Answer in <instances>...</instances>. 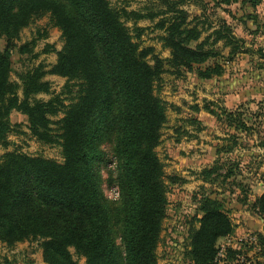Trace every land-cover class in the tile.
I'll return each instance as SVG.
<instances>
[{
    "label": "trees",
    "instance_id": "trees-1",
    "mask_svg": "<svg viewBox=\"0 0 264 264\" xmlns=\"http://www.w3.org/2000/svg\"><path fill=\"white\" fill-rule=\"evenodd\" d=\"M188 1L158 0L162 9L142 13L114 8L108 0H0V40L4 41L0 44V144L6 147L9 134L21 133L9 119L15 111L25 116L31 137L58 145L62 158L56 162L17 150L3 154L0 243L12 247L37 242L46 264H79L71 249L84 264H158L156 251L168 200L164 165L156 149L167 116L155 84L165 64L177 76L193 73L204 81L221 76L224 67L216 61L218 50L212 48L218 42L230 48V57L242 53L239 40L223 22L199 41L206 20H189L181 8ZM236 2L215 0L214 5ZM45 16L59 30L63 43L60 50L47 45L42 51L55 53V62L48 69L39 63L17 72V81H12L13 55L37 58L33 54L37 38L17 44L21 30ZM158 16L162 18L155 27L163 30L160 41L169 51L168 59L138 42L143 29L135 27L136 22ZM126 22L133 24L135 35ZM46 75L65 79L62 93L71 95L70 88L76 87L69 104L63 103L62 93L47 101L35 98L51 94ZM202 108L232 130L229 143L216 148L218 156L239 147L237 133L254 131L248 115L239 110H214L206 104ZM59 113L62 117L53 121ZM255 117L264 120V105ZM216 161L200 171L204 183L217 178L224 182L234 175L235 163L223 171ZM107 164L103 179L100 171ZM166 178L178 186L185 183L177 175ZM103 182L117 189L116 198L105 196ZM244 192L241 204L264 221V191L252 202ZM193 198L197 214L191 218L184 253L190 264H246L249 253L263 255L264 235L255 232V243L245 240L236 248L226 246L219 257L218 241L232 236L234 225L221 200L205 193Z\"/></svg>",
    "mask_w": 264,
    "mask_h": 264
},
{
    "label": "rangeland",
    "instance_id": "rangeland-1",
    "mask_svg": "<svg viewBox=\"0 0 264 264\" xmlns=\"http://www.w3.org/2000/svg\"><path fill=\"white\" fill-rule=\"evenodd\" d=\"M112 7L128 11H140L142 13H155L162 9L158 0H108ZM215 0H189L181 8L189 14V20L198 17L206 23L200 28L203 33L199 41L208 36L213 28H218L222 22L229 28L232 36L239 40L240 51L234 56H229V47H223L222 42L216 43L212 48L218 50L216 61L224 67V73L211 80H199L193 73H183L180 76L172 74L168 65L164 66V73L155 84V93L166 104L167 121L161 131L160 145L156 152L164 165L165 180L167 183V212L162 223L160 241L157 247L158 264H190L185 259L187 248V233L190 228L191 218L197 214V205L194 194H210L222 201L233 225L234 233L230 236L229 244L236 245L240 238L253 236L255 231L262 232V221L248 211L246 205H242L244 190L254 199L257 193L264 188V120L258 119L256 114L264 105V0H238V2L226 5H214ZM162 18L158 16L152 20L143 19L136 22L135 27L142 28L143 33L138 39L141 48L152 47L154 52L162 59L169 58V51L162 47L160 37L163 30L156 28L157 22ZM210 23V28H207ZM131 30L133 24L126 22ZM44 35V36H43ZM37 38L33 54L31 56L13 55V72L11 80L17 81L16 73L24 71L39 63L48 69L56 60L53 52L42 53L47 45L55 50H60L62 40L57 28L50 25L47 16L37 19L20 32L17 44L20 45ZM242 41V42H241ZM1 46L4 41L0 40ZM210 61L209 63H212ZM44 80L50 83L51 94H39L36 99L47 101L53 95L65 92L64 78L55 75H46ZM71 85V84H70ZM71 95L62 93L64 104H69V97L74 95L76 87H71ZM208 105L210 109H222L225 111L239 110L248 115V125H252V134L237 135L239 147L231 153L214 157L212 151H216L219 145H227V139L232 134L231 128L224 123L217 122L215 116L209 114L202 107ZM194 107H199L195 111ZM62 117V113L53 116L56 121ZM10 122L14 130L8 135V145L0 144V159L4 153L17 150L30 156H41L61 162L60 147L56 144H44L36 141L27 129L25 116L18 112H12ZM196 119L198 124L192 123ZM55 129L56 125H51ZM230 134V135H229ZM106 157H110L107 145L103 146ZM213 155V156H212ZM213 157V158H211ZM223 165V171L229 165L235 163L234 175L223 182L217 178L213 183H202L199 173L203 169H209L215 163ZM107 164L101 168L103 179L107 176ZM221 172L222 174L224 172ZM177 175L185 177L187 184L178 186L167 182V176ZM199 180V181H198ZM204 185V186H201ZM114 187H108L103 182L102 189L108 199L115 197ZM228 244L226 238L218 241L219 247ZM79 264H84L83 258L75 256ZM249 253L250 264H255L257 257ZM246 263V264H249ZM0 264H46L42 260L41 249L37 242L16 243L7 247L0 243ZM222 264V263H220Z\"/></svg>",
    "mask_w": 264,
    "mask_h": 264
},
{
    "label": "crops",
    "instance_id": "crops-1",
    "mask_svg": "<svg viewBox=\"0 0 264 264\" xmlns=\"http://www.w3.org/2000/svg\"><path fill=\"white\" fill-rule=\"evenodd\" d=\"M212 154L214 155V157H217L218 155L216 154V151H212ZM212 155V156H213ZM211 158H213V157H211ZM216 161V160H215ZM182 179H184L185 180V183L184 184H187V180H186V178L185 177H182V176H180ZM199 180H200V182H202V183H204L202 180H201V178H200V176H199ZM198 180V181H199ZM183 184V185H184ZM201 186H204V185H201ZM264 191V188H263V190L262 191H260L259 193H257L258 195H256V197L257 196H259V195H261L262 194V192ZM248 198H249V202H252L254 199L252 198V200H250V196L248 195ZM255 216V215H254ZM256 218H258L257 216H255ZM259 219V218H258ZM260 221H261V219H259ZM263 226V225H262ZM262 230V229H261ZM256 232V231H255ZM257 232H260V233H262L263 235H264V231L262 230V232L259 230V231H257ZM256 257H257V260H256V263L255 264H264V250H263V255H256ZM188 263H190L189 261H188Z\"/></svg>",
    "mask_w": 264,
    "mask_h": 264
},
{
    "label": "built area",
    "instance_id": "built-area-1",
    "mask_svg": "<svg viewBox=\"0 0 264 264\" xmlns=\"http://www.w3.org/2000/svg\"><path fill=\"white\" fill-rule=\"evenodd\" d=\"M112 190H113L114 194L116 195V196L113 197V198H116V197L118 196V191H117L116 188H113ZM228 238H229V237L226 238V240L228 241V244L225 245V247H226V246H231L232 248H236V247H238V246L241 244L242 241H245V240H249L250 242L255 243V238H254L253 236H247V237H245L244 239H243V238H240L239 241H238V244H236V245L233 246V245H230V244H229L230 242H229V239H228ZM225 247H220V251H219V254H218L219 257H223V254H224V248H225ZM220 263H222V262L219 261L218 264H220Z\"/></svg>",
    "mask_w": 264,
    "mask_h": 264
},
{
    "label": "water",
    "instance_id": "water-1",
    "mask_svg": "<svg viewBox=\"0 0 264 264\" xmlns=\"http://www.w3.org/2000/svg\"><path fill=\"white\" fill-rule=\"evenodd\" d=\"M261 221H262V223H263L262 230L264 231V221H263V220H261Z\"/></svg>",
    "mask_w": 264,
    "mask_h": 264
}]
</instances>
